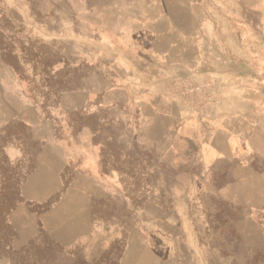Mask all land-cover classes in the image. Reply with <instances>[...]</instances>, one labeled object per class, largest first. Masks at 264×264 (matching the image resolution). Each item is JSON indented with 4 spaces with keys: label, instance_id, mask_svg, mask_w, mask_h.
<instances>
[{
    "label": "rangeland",
    "instance_id": "1",
    "mask_svg": "<svg viewBox=\"0 0 264 264\" xmlns=\"http://www.w3.org/2000/svg\"><path fill=\"white\" fill-rule=\"evenodd\" d=\"M7 3L24 27L21 35L50 45L56 61L51 73L67 59L78 82L54 96L43 84L46 76L28 68L21 79L0 60V135L12 127L37 153L21 188L23 202L0 220V264H264V251L251 248L255 227L245 219L244 205L220 202L213 192L191 199L198 189L180 185L197 173L168 170L163 157L136 141L141 125L135 87H126L129 80L115 60L117 54L144 60L150 51L161 53L170 19L179 24L191 17L195 25L212 22L238 36L251 23L257 41L250 49L264 55V0ZM185 81L197 83L173 82L174 98L183 99L177 88ZM42 92H48L47 108ZM19 123L26 129L18 130ZM4 153L13 167L24 158L12 144ZM19 166L29 169L25 162ZM249 180L256 187L229 190L237 202L264 197V173ZM262 205L256 215L264 227ZM6 227L11 238L4 245Z\"/></svg>",
    "mask_w": 264,
    "mask_h": 264
},
{
    "label": "crops",
    "instance_id": "2",
    "mask_svg": "<svg viewBox=\"0 0 264 264\" xmlns=\"http://www.w3.org/2000/svg\"><path fill=\"white\" fill-rule=\"evenodd\" d=\"M7 4L2 0L12 12ZM185 12L190 16L188 7ZM192 20L170 19L161 53L150 51L144 60L115 56L118 72L129 80L126 87H135L141 125L135 139L163 157L168 170L197 173L190 184L180 185L198 189L190 192L191 199L213 192L220 202L244 205L245 219L255 227L251 248L263 252L264 227L256 214L264 197L242 203L229 190L254 188L249 177L264 173V55L250 49L256 40L251 23L238 36L215 23ZM182 79L208 86V97L174 98L169 87ZM155 124H160L157 137Z\"/></svg>",
    "mask_w": 264,
    "mask_h": 264
},
{
    "label": "trees",
    "instance_id": "3",
    "mask_svg": "<svg viewBox=\"0 0 264 264\" xmlns=\"http://www.w3.org/2000/svg\"><path fill=\"white\" fill-rule=\"evenodd\" d=\"M23 31L24 27L19 25L17 18L13 16L12 12L2 6V0H0V58L2 61L10 66L21 79H26L28 68L35 74L46 76V78H42L43 84L48 83L46 85L50 87L48 92L54 96L74 90L77 87L78 78H73L72 73L74 70L71 68L69 60L65 59L64 66L54 74L51 73L56 61L53 53H50V45L43 40H34L28 36L21 35ZM47 80L51 82H47ZM31 92L36 103L40 102L37 98L35 87L31 89ZM48 92L41 93L44 98L42 101L43 108H47L48 105ZM16 128L18 130L26 129L24 124H18ZM9 144L15 145L24 151V158L16 167L8 163V158L4 153V148ZM31 145L33 143L29 141L27 135H17L15 137L12 127L6 128L4 133L0 135V175L2 176L0 220L3 222L6 214L23 201L20 193L21 186L35 168L37 153L34 154L29 151L28 147ZM23 162L29 166L27 171L22 170L19 166ZM10 230V227H6V236L8 235L9 237L8 239L6 238L4 245L8 244L11 238Z\"/></svg>",
    "mask_w": 264,
    "mask_h": 264
},
{
    "label": "built area",
    "instance_id": "4",
    "mask_svg": "<svg viewBox=\"0 0 264 264\" xmlns=\"http://www.w3.org/2000/svg\"><path fill=\"white\" fill-rule=\"evenodd\" d=\"M177 93L182 95L183 99H186L190 96L206 98L208 97L209 90L208 87L205 85L185 81L184 83L178 86Z\"/></svg>",
    "mask_w": 264,
    "mask_h": 264
}]
</instances>
